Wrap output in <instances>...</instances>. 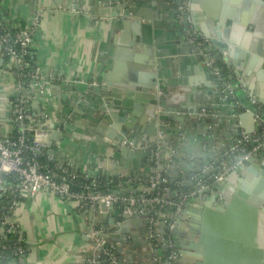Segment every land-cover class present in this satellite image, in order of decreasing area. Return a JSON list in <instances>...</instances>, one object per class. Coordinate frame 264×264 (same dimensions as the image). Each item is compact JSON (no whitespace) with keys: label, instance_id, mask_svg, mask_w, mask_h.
Instances as JSON below:
<instances>
[{"label":"crops","instance_id":"1","mask_svg":"<svg viewBox=\"0 0 264 264\" xmlns=\"http://www.w3.org/2000/svg\"><path fill=\"white\" fill-rule=\"evenodd\" d=\"M186 2L190 29L200 38H206L202 30L216 34L222 29L218 28L220 24L229 21L247 43L255 44V32H260L258 37L264 40L263 0ZM136 14L139 19H135ZM179 17L175 0H138V3L137 0H0V28L12 32L27 26L33 30L30 49L40 80L25 94L32 110L46 115L36 139L46 145L55 162L92 173L100 166L101 172L115 177H150L168 171L179 178L199 174L207 165L213 166L210 171L229 166L231 158L225 152L239 132L247 133V129L254 127L247 134L264 135V65L247 77L248 63H243L242 58L235 61L236 69L224 61L225 76L231 79L236 92V101L232 102L223 80L216 75L218 60L213 55L214 46H207L204 55L203 49L199 50L191 41L186 20ZM206 58L208 61L203 63ZM152 61L160 90L164 94H177L178 104L204 107L198 115L213 116L215 120L208 127L212 131L186 120L184 111L182 117L175 110L176 116L185 119V126L174 120H158L155 141L150 140L147 105L144 98L128 88V82L130 76H135L141 83V78L151 73ZM224 66L222 63V69ZM15 81L14 74L4 69L0 50L1 137L13 132L9 115ZM252 97L257 99L255 106ZM205 99L206 102L200 103ZM226 100L237 111L223 103ZM209 104L216 109L211 110ZM202 109H206V114L201 113ZM155 112L165 116V110ZM255 112L260 115L259 121ZM61 127L58 139H51ZM158 134L163 139L164 160L153 168L149 165L151 155L142 146L155 144L159 141ZM126 137L132 146L122 148L124 141H119ZM222 148L225 150L221 155L212 157ZM172 151L171 157L176 156V160L167 167L165 155ZM249 167L252 169L249 178L241 174L238 178L251 185L248 192L254 194L263 185L264 166L254 162ZM236 185L243 184H230L234 188ZM214 194L220 193L202 196L206 200ZM185 207L186 204L183 210ZM189 209L193 210L190 206ZM189 209L185 213L182 210L183 221L180 222L181 218L177 221L173 233L180 264H190L188 257L181 256V250L192 254L185 240L191 215L196 214ZM100 214L96 209L79 207L75 200H63L42 191L24 195L12 218L18 234L28 245L27 251L16 260L0 264H150L147 259L150 255L151 264H159L144 243L148 230L143 217H124L120 209L106 217ZM111 216L114 223L109 222ZM228 231L237 236L241 233L239 241L232 247V239L229 240L224 251L214 245L211 251L214 263L244 260L264 264L263 213L232 212ZM96 232L101 234L98 244L107 243L110 249L118 251L119 257H113L107 247L102 253L93 252L87 240L95 237Z\"/></svg>","mask_w":264,"mask_h":264},{"label":"built area","instance_id":"2","mask_svg":"<svg viewBox=\"0 0 264 264\" xmlns=\"http://www.w3.org/2000/svg\"><path fill=\"white\" fill-rule=\"evenodd\" d=\"M176 12L186 20L191 31V21L188 17V4L186 0H175ZM14 39L0 31V50L4 58V69L15 76V86L10 98L9 120L18 128L15 139L0 136V245L1 258H6L3 250L11 235L19 233L15 221L12 218L19 199L24 195L33 196L42 191L61 198L63 200H75L81 208H92L101 212L105 206L107 212L114 206L120 209L124 217L132 218L141 216L147 224L148 245L152 252V259L159 264H180L179 252L174 240V230L177 221L181 218L182 210L188 201L198 197L205 189L220 181L235 165H242L252 156L264 158V135L247 134L239 132L233 144L225 154L231 158L233 164H229L223 170L213 169L207 165L196 175H181L178 182L172 181L166 172L154 174L150 177L134 176H109L101 172L99 166L96 172L75 169L67 164L55 162L52 154L45 152L46 145L36 139V135L42 130L44 113H35L30 107V101L25 91L39 84L37 72H27L23 77V69L29 64L26 59L33 54L30 49L33 30L23 26L14 30ZM191 41L204 52L207 46H211L206 38L191 31ZM205 55V52H204ZM218 60L216 75L223 80V86L233 102L236 101L235 87L231 79L225 76L223 56L213 53ZM6 59V60H5ZM222 63L224 69H222ZM27 78V79H26ZM15 98V99H13ZM253 106L257 105V99L252 97ZM238 105V103H235ZM235 105V106H236ZM240 108V104H239ZM245 109V108H244ZM206 114V109H202ZM255 119L260 115L254 113ZM237 129V128H236ZM158 140L153 145H143L142 148L151 154L154 164H161L164 160L162 150V135L158 134ZM125 143L122 142V145ZM132 145V144H131ZM174 151L165 155L166 166L171 165ZM38 155H44L46 162H41ZM6 174H13L15 182L8 185ZM208 175L209 179L205 180ZM105 178L102 183L101 179ZM197 179L194 188L183 189L180 186ZM6 192L10 194L7 197ZM217 193L209 190L204 194ZM221 198L220 194H218ZM7 201V204H4ZM99 232H96L97 234ZM20 239V237H19ZM24 249L17 247L16 254L22 256ZM16 260V259H15Z\"/></svg>","mask_w":264,"mask_h":264},{"label":"water","instance_id":"3","mask_svg":"<svg viewBox=\"0 0 264 264\" xmlns=\"http://www.w3.org/2000/svg\"><path fill=\"white\" fill-rule=\"evenodd\" d=\"M193 2H196L197 0H192ZM138 3V0H137ZM264 5V0L263 3ZM133 14H131L132 16ZM210 14H208L209 16ZM211 16V15H210ZM135 19H139V14L135 15ZM213 20H215V17H210ZM127 20V18H126ZM209 20L207 23L209 24ZM138 23V20H136L135 24ZM260 26V24H259ZM251 27V26H250ZM222 28L221 31H217L216 34L213 32H205L202 30V33L204 34V37L208 40L209 44L212 45L213 49L215 50V53L219 52L220 55L223 56V53H226L228 56H223V60L230 64L231 66L237 67L236 60L238 58H242L244 60L243 63H248L247 66V77L253 76V70L256 69L259 65H264V40L260 39L258 36L260 35V32H255L257 41L255 44L253 43H247L246 41L242 40L240 31L238 32V29L235 30L234 27L231 26V23L229 21L225 22V24H220V27ZM217 28V29H218ZM264 32V29L262 30ZM209 58H206L203 63L208 61ZM152 65H150L149 70L151 71L150 74L145 78H141L140 82L136 81V77L130 76V81L128 82V88L135 91L136 96L144 98V103L147 105L145 108V111L147 113V117L151 118L149 121V129L150 131L147 132L149 135L151 141H155V136L157 133V121H170L174 120L177 121L181 126H185V122L183 120H190L191 122H197L200 127L207 128V131H212L210 128H208L211 122H213L215 119L213 116L209 115H203L199 116L198 111L201 108L199 106H190L189 104L180 103L178 104V95L170 92L164 94L158 86L157 81L155 77L154 72V62H150ZM211 70V69H210ZM213 71V70H212ZM238 73V72H237ZM154 74V75H153ZM239 75V74H238ZM216 83L219 84L217 79H214ZM207 100H203L200 103L206 102ZM211 102V100L209 99ZM212 103V102H211ZM210 103V104H211ZM223 103L227 104L228 106H231L232 109L235 111V107L230 104L228 100L224 101ZM209 104V106H210ZM216 104V103H215ZM218 106V105H217ZM180 107V108H177ZM211 110H215V106H210ZM213 107V108H212ZM179 109V110H177ZM239 109V108H238ZM156 110H165V116L160 113L156 115ZM178 111L181 113V116L183 117V111L186 114V118L183 119L181 116H176L173 111ZM237 111V109H236ZM155 112V113H154ZM251 115V113H250ZM244 116H242L243 118ZM244 119V118H243ZM242 119V120H243ZM259 121V120H258ZM184 122V123H183ZM208 124V125H206ZM127 125V124H126ZM129 126V125H128ZM62 127L58 131H54L51 139L57 140L59 135L61 134ZM254 127L252 129H247V133L253 132ZM205 135V133H203ZM146 137L147 139H149ZM121 141H125L122 148L131 147L130 144L131 140L129 138H121L119 143ZM138 147L140 145H137ZM209 149V148H207ZM225 148H222L219 151H215L213 153L214 157L215 155H221ZM254 162H258L260 165L264 166V158L261 159L257 156H252L248 160H245L244 163L241 165H235L228 173L225 174V176L220 180L215 182L210 186L209 189H205L202 193H199L198 197L195 199L188 201L186 203L185 209H189V206L192 207L193 210L189 209L190 211L194 212L196 215H191V224H189L187 228V236L185 243L188 244L189 249L191 250L192 254H184V251H180V254L183 258H187L190 260V264H222V263H214L212 261L211 251L212 248H214V245H217L221 250L224 251L226 245L230 243L231 246L234 247V243H237L240 238V234L238 232L237 236L236 234H232L228 231V220L230 218V214L232 212H241L242 214L245 213H263L264 214V180L262 181L263 185H260V190H255L254 194H250L248 191V188L251 189V185L248 186L246 181H244L241 178H238V175L241 174V176H247L249 178L250 172L252 169L249 167V165L253 164ZM230 164H233V161H230ZM162 168V166H160ZM237 182V183H236ZM239 182V183H238ZM230 184H243V185H236V188L233 186H230ZM209 190H215L219 191L221 194V198H219L218 194H214L211 197H208L206 200L203 199L202 194L204 192H208ZM185 209L183 212L185 213ZM114 211H119L118 207L114 206L110 211L107 212V208L105 206L101 207V214L100 217H106V215H112L114 214ZM183 213V215H184ZM114 216H111L109 222L114 223L113 220ZM184 217V216H183ZM183 217L180 219V222L183 221ZM107 220V219H105ZM200 224V225H199ZM199 225V227H198ZM251 234V233H250ZM101 238V234H96L95 237H93L91 240L88 239L87 242L93 247V252H96L97 254L102 253L105 249V247L109 248L110 253L113 257H119L118 251L116 249H113L109 247L107 243L105 244H98V239ZM250 241V239H249ZM105 242L107 240L105 239ZM144 243L148 246V239L144 238ZM252 243L246 242V245L251 247ZM185 247V246H183ZM183 247L180 246L182 249ZM248 247V248H249ZM150 249V247H148ZM149 253V252H148ZM184 254V255H183ZM187 255V256H186ZM148 256V255H147ZM151 256V255H150ZM150 256L147 257L149 260V263L151 264L152 260L150 259ZM91 256L89 255L88 258ZM87 258V257H86ZM103 263V262H102ZM85 264H92V263H85ZM232 264H263L259 262H247V261H239Z\"/></svg>","mask_w":264,"mask_h":264},{"label":"trees","instance_id":"4","mask_svg":"<svg viewBox=\"0 0 264 264\" xmlns=\"http://www.w3.org/2000/svg\"><path fill=\"white\" fill-rule=\"evenodd\" d=\"M21 27H23V26H21ZM0 31H2L1 33L7 34L10 39H14L15 31L9 32V31H6V30H4L2 28H0ZM26 61L29 64V66H28L27 69H23L22 70L23 77L27 76V74H26L27 72L34 71V56H33V54H31L26 59ZM13 99H15V98H13ZM17 131H18V128H17V126H15L14 129H13L12 134L9 137L11 139H15L17 137V135H18ZM44 151L47 152V149L45 148ZM38 156H39L38 158H39V160L41 162H46V157L44 155H38ZM175 160H176V156L172 158V161L175 162ZM174 162H172V163H174ZM149 165H150V167H153V168L154 167L157 168L159 166V164H157V165L154 164L153 159L151 160V156H150V159H149ZM160 172L164 173V171H160ZM215 172L216 171H213L212 173H215ZM166 175L169 177L170 180L175 181L176 183L178 182L177 177L171 176L170 174H168V171L166 172ZM208 177L209 176L206 175L205 176V180H207ZM5 180H6V183L8 185H11V184H13L15 182V176L13 174H6L5 175ZM101 182L104 183L105 182V178H102ZM196 183H197V179H191L189 182H186L185 184H183L180 187L183 188V189H191V188H194ZM6 194H7V197H10V194L8 192H6ZM1 203H2V201H0V204ZM4 204H7V201H4ZM0 220H1V217H0ZM19 237H20V234H18V233L15 234V235H11L8 243L5 244L6 249L3 250V253L6 256V258H4V259L1 258L2 248H0V263L9 262V261H12L13 259L19 258L20 256L18 254H16L17 247L23 248L25 250L23 255L26 253L28 245L24 242L23 239H21V237L19 239ZM0 247H1V245H0Z\"/></svg>","mask_w":264,"mask_h":264}]
</instances>
